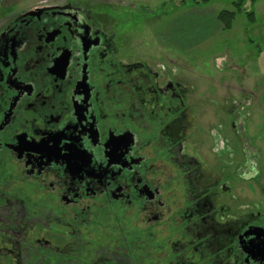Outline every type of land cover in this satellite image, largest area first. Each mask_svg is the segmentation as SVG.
I'll return each mask as SVG.
<instances>
[{"label":"flooded vegetation","instance_id":"af4514ba","mask_svg":"<svg viewBox=\"0 0 264 264\" xmlns=\"http://www.w3.org/2000/svg\"><path fill=\"white\" fill-rule=\"evenodd\" d=\"M20 1L0 3V264H264V183L205 72L144 52L132 1Z\"/></svg>","mask_w":264,"mask_h":264},{"label":"rangeland","instance_id":"374dc122","mask_svg":"<svg viewBox=\"0 0 264 264\" xmlns=\"http://www.w3.org/2000/svg\"><path fill=\"white\" fill-rule=\"evenodd\" d=\"M11 1L14 5L13 0H0V3L9 4ZM31 1L37 0H21L19 5L23 6ZM128 1H132L137 10L146 13L147 25L143 26L135 15V8L117 3L114 4V9L116 15L124 21L125 27L122 30H127L133 41L134 38L142 37L144 52L162 55L167 51L176 55L174 57L179 58L183 64L189 65L191 62L197 71L205 72L204 85L211 90L212 96L224 93L222 102L226 107V113H223L226 122L230 123L238 117V122L241 123L239 137L234 134L230 124L226 128V138L233 148H241L243 159L252 158L257 163L259 181L264 183V0H244L241 11L236 10L234 0H185V4L180 7L173 5L174 0H124L126 3ZM192 7L206 11H235V16L229 29H215L214 26L200 28L197 24L201 21L196 20L193 31L208 37L188 51L181 53L172 47L155 45L154 38L164 25L160 15L166 20L164 16L170 15L172 11L173 16L176 12L177 19L181 20ZM244 11H252L254 20L250 21ZM2 12L5 13L1 7L0 15ZM156 14L157 18L154 19ZM207 31L211 33L207 34ZM229 75L234 83L233 86L226 87L222 83ZM233 104H237V112L229 111ZM204 106L217 105L214 101H209ZM208 117L211 119L212 115L209 113Z\"/></svg>","mask_w":264,"mask_h":264},{"label":"crops","instance_id":"0c3cea01","mask_svg":"<svg viewBox=\"0 0 264 264\" xmlns=\"http://www.w3.org/2000/svg\"><path fill=\"white\" fill-rule=\"evenodd\" d=\"M185 4V0H174L173 5L175 7H180V5ZM192 7V10L187 11L185 16L181 20L177 19L176 12L171 11L170 15H165L166 20L163 19V15H160V20L164 21L161 31L156 35V40L163 47H172L176 49V52H185L189 48L203 42L208 36L205 34H200L199 32H194V22L201 21L197 24L200 28H205L208 26H214L215 29H222L223 26L218 20L217 14L218 11L212 9V11H206L202 8L195 9ZM199 8V7H197ZM176 14V15H175ZM157 15H154V19L157 18ZM193 15V17H189ZM211 32L207 31V34ZM229 75L228 78L223 80L224 86H233L234 81Z\"/></svg>","mask_w":264,"mask_h":264},{"label":"trees","instance_id":"16d2710c","mask_svg":"<svg viewBox=\"0 0 264 264\" xmlns=\"http://www.w3.org/2000/svg\"><path fill=\"white\" fill-rule=\"evenodd\" d=\"M233 4L235 5L236 10L241 11L244 5V0H234ZM250 21L254 20L252 11H244ZM235 16V11L230 10H220L218 11L217 17L223 28L229 29L232 25V21Z\"/></svg>","mask_w":264,"mask_h":264}]
</instances>
